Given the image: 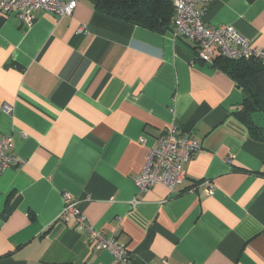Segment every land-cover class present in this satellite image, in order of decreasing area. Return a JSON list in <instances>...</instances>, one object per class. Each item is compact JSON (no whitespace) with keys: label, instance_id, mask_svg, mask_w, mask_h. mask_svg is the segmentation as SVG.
<instances>
[{"label":"crops","instance_id":"1","mask_svg":"<svg viewBox=\"0 0 264 264\" xmlns=\"http://www.w3.org/2000/svg\"><path fill=\"white\" fill-rule=\"evenodd\" d=\"M264 48V0L198 4ZM32 28L0 13V137L20 162L0 178V264H115L61 216L64 194L134 264H264V143L234 115L242 91L194 43L80 2ZM12 108V113L3 106ZM176 124L201 146L173 192L134 179ZM213 189L209 195L207 190Z\"/></svg>","mask_w":264,"mask_h":264},{"label":"built area","instance_id":"2","mask_svg":"<svg viewBox=\"0 0 264 264\" xmlns=\"http://www.w3.org/2000/svg\"><path fill=\"white\" fill-rule=\"evenodd\" d=\"M83 0H0V13L15 15L25 29L33 27L36 11L45 10L59 17L71 16ZM218 0H172L174 15V34L194 43L198 57L202 62L212 63L217 57L230 60L255 59L264 62V48L252 46L235 28L229 25L211 27L204 20V11H198L197 5L210 6ZM6 113L12 108L3 106ZM11 136L0 137V178L11 167H18L20 162L10 153ZM201 149L200 144L190 135L182 133L176 124L166 128L158 139V146L148 155L146 165L134 179L140 193L163 185L173 192L186 180L184 166ZM207 193L211 195L213 189ZM64 210L61 218L73 221L78 230H85L89 239L98 250H109L115 258V264H134L128 250L114 238L107 239L90 226L86 217L78 208V203L70 194H64ZM163 264H169L163 262Z\"/></svg>","mask_w":264,"mask_h":264},{"label":"trees","instance_id":"3","mask_svg":"<svg viewBox=\"0 0 264 264\" xmlns=\"http://www.w3.org/2000/svg\"><path fill=\"white\" fill-rule=\"evenodd\" d=\"M96 11L148 31L166 34L174 30L172 0H90ZM214 66L230 76L242 91L243 100L234 115L248 129L250 137L264 143V62L255 59L230 60L218 57ZM261 120V118H259Z\"/></svg>","mask_w":264,"mask_h":264},{"label":"rangeland","instance_id":"4","mask_svg":"<svg viewBox=\"0 0 264 264\" xmlns=\"http://www.w3.org/2000/svg\"><path fill=\"white\" fill-rule=\"evenodd\" d=\"M261 118V120L259 119ZM256 120L258 121V123H260L262 126H264V117H256Z\"/></svg>","mask_w":264,"mask_h":264}]
</instances>
